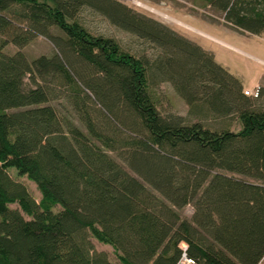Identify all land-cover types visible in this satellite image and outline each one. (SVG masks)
<instances>
[{"label": "trees", "instance_id": "trees-1", "mask_svg": "<svg viewBox=\"0 0 264 264\" xmlns=\"http://www.w3.org/2000/svg\"><path fill=\"white\" fill-rule=\"evenodd\" d=\"M203 1L236 30L264 32V0ZM83 7L161 49L150 82L148 60L88 31ZM37 35L50 53L6 50ZM165 80L188 104L237 113L241 128L163 112L151 82ZM93 239L122 264H175L184 244L200 264H256L264 102L200 45L118 0H0V264H116Z\"/></svg>", "mask_w": 264, "mask_h": 264}, {"label": "rangeland", "instance_id": "rangeland-1", "mask_svg": "<svg viewBox=\"0 0 264 264\" xmlns=\"http://www.w3.org/2000/svg\"><path fill=\"white\" fill-rule=\"evenodd\" d=\"M118 1L130 6L134 11L145 14L146 16L166 24L193 43L200 45L210 52L218 63L239 78L244 77L247 80L256 77L255 74L259 71L264 73L263 63L237 50L245 49L253 56L264 59V37H258L254 34H241L244 31L236 30L231 25L225 23L223 18L203 0ZM77 19L94 35L112 37L123 51L147 59L149 62L147 69L149 82L152 80L154 74L152 63H154L156 55L161 52L159 47L133 32L122 29L111 23L106 16L94 11L90 7H83L78 13ZM189 24L209 32L213 37L227 42L235 48L202 34L199 30L189 26ZM208 26L210 28H206ZM212 27L215 30H212ZM52 31L60 33L55 27H52ZM227 34L231 35L233 39L229 38ZM260 36H264V32L261 33ZM53 48L54 46L48 37L37 35L33 40L22 47L9 44L6 50L8 52H13L17 49H21L28 58H33L41 53H50ZM248 85L252 87L253 83L249 82ZM151 86H155L156 93L159 95V107L163 112L167 110L177 112L182 114L185 120H199L204 126L211 129L229 128L237 131L242 126L237 113L218 114L213 112L206 104H203L202 108L196 105L193 106V104H188L185 98L179 94L169 81H158L155 84L151 82ZM260 87L264 88V86L261 85ZM243 88L246 87L243 86ZM259 94L258 96L250 97L253 98L256 103L264 102V97ZM198 102L199 101H197L196 104ZM9 172L16 179L26 184L32 196L36 199L40 198L39 190L34 181L30 180L25 175H18L14 168H9ZM9 205L11 207H18L17 203H10ZM55 208L58 209L59 206L56 205ZM193 210V206L190 203L184 206L181 213L184 217L189 218ZM24 216L29 217L27 214H24ZM93 241L98 249H103L108 253V257L112 262L122 264L114 253L111 245L99 242L96 239H93Z\"/></svg>", "mask_w": 264, "mask_h": 264}, {"label": "crops", "instance_id": "crops-1", "mask_svg": "<svg viewBox=\"0 0 264 264\" xmlns=\"http://www.w3.org/2000/svg\"><path fill=\"white\" fill-rule=\"evenodd\" d=\"M205 23H207V22H205ZM189 26H192V27L195 28L196 30H199L202 34H204V35H206V36H208V37H210V38H212V39H215V40H217V41H220V42H222V43H224V44L226 43L227 45L233 47V45H230V44L227 43V42H223V41L217 39L216 37H213L209 32H207V31H205V30H203V29H201V28H199V27H197V26L190 25V24H189ZM206 28H210V27L208 26V27H206ZM230 29L233 30L232 28H230ZM212 30H215V29L212 27ZM233 31L237 32L236 30H233ZM244 32H245V33H244ZM244 32L241 33V34H254V33L246 32V31H244ZM237 33H240V32H237ZM254 35H257L258 37H264V36H260V34H254ZM227 36H228L229 38L233 39L231 35L227 34ZM233 48H235V47H233ZM237 50L240 51V52H242V53H244L245 55L251 56L252 58H254V59H256V60H258V61H260L261 63L264 64V59H262V58H260V57L253 56L251 53H249V52L246 51L245 49H237ZM255 76H256V77H253V76H252L253 78H251V79H247V80H246L244 77L241 76V77H242V78H241V81H242L243 86H245L246 88H253V87H255L257 84H260L261 86H264V73H262V72L259 71V72H257V73L255 74ZM249 82H252V83H253V86H252V87H250V86L248 85Z\"/></svg>", "mask_w": 264, "mask_h": 264}, {"label": "built area", "instance_id": "built-area-1", "mask_svg": "<svg viewBox=\"0 0 264 264\" xmlns=\"http://www.w3.org/2000/svg\"><path fill=\"white\" fill-rule=\"evenodd\" d=\"M259 89H260V85L257 84L253 88H244V93L255 97L258 96ZM175 264H200V263L196 261L195 258L189 256L186 253V245L184 244L182 254ZM256 264H264V251L260 256V258L258 259V261L256 262Z\"/></svg>", "mask_w": 264, "mask_h": 264}]
</instances>
